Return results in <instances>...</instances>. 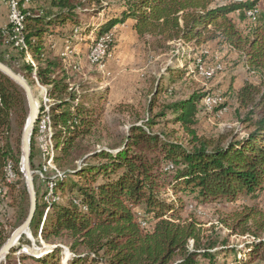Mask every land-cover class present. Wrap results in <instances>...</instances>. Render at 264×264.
<instances>
[{
  "label": "trees",
  "instance_id": "1",
  "mask_svg": "<svg viewBox=\"0 0 264 264\" xmlns=\"http://www.w3.org/2000/svg\"><path fill=\"white\" fill-rule=\"evenodd\" d=\"M17 1L24 14L22 45L13 47L7 40L8 22L0 41L9 43L22 59L26 52L31 55L35 65L22 61L18 73L45 86L53 101L47 113L53 131L49 162L54 170L45 172L54 176L44 180L45 188L52 183V192L35 184L36 209L29 225L36 243L39 238L52 248L38 256L16 257L17 245L6 255V264H215L218 255L232 252L237 258L244 249L239 264H264V211L257 207L244 206L220 221L229 236L251 237L242 249L230 247L227 240L208 238L196 219L183 218L184 197L200 204L234 202L240 196L256 199L264 190V10L257 8V2L120 0L118 15L90 28L76 11L94 0H46L38 8L31 7L34 0ZM254 10L245 30L229 17L237 12L243 21ZM97 12L93 9V14ZM126 19L133 21L138 39L153 50L184 40L196 54L200 46L221 40L241 52L246 72L258 75V82L246 80L236 90L237 110L245 111L240 119L244 135L197 133L205 91L162 103L152 114L158 95L166 91L159 81L147 104L149 116L130 123L118 141L102 145L96 130L104 94H90L82 83L70 87L63 61L53 55L47 40L55 34L50 28L72 25L73 33L93 31V45H100L99 40ZM27 112L23 91L0 72V188H6L11 199L16 221L11 229L25 220L29 203L19 158L7 140L12 117L22 125ZM168 112L172 118L160 125L157 118ZM8 169L15 176L12 181L7 179ZM167 191L176 198L168 199ZM6 238L0 225V246ZM18 242L30 245L24 234Z\"/></svg>",
  "mask_w": 264,
  "mask_h": 264
},
{
  "label": "rangeland",
  "instance_id": "2",
  "mask_svg": "<svg viewBox=\"0 0 264 264\" xmlns=\"http://www.w3.org/2000/svg\"><path fill=\"white\" fill-rule=\"evenodd\" d=\"M0 1L5 7V17L8 22L7 2L5 0ZM29 1L25 2L28 3ZM229 1H256L257 8L264 10V0H216L214 3L223 4ZM16 2L18 3L17 0ZM45 3L46 0H34L31 7L35 6L38 8L44 6ZM27 7L25 6L24 8ZM95 8L99 12L93 14V9ZM120 11V0H94L91 5H86L83 11H76V13L79 19L87 21L90 25L89 27L94 28L105 22L111 15H118ZM249 16L246 13L244 20L240 21L237 12L229 15L238 27L244 30L249 26V19H251ZM72 29V25L50 28L55 34L50 36L47 41L50 44L53 55L61 57L66 75L68 79H71L70 87L82 83L85 85L84 91L89 90L90 94H104V112L100 125L96 130V135L102 145L118 141L126 133L130 123L140 121L149 116L147 104L152 97V88L159 81L166 87V91L158 95L152 114L159 112V105L162 103L169 104L188 97L194 92L203 94L205 91L204 96H210L212 101L205 106L201 103L202 110L197 113V124L195 125L197 133L216 137L219 134L233 131L240 136L244 135L240 119L245 111L237 110L236 90L246 80L253 83L258 82V75L246 72L240 57L241 52L238 50L221 40H214L200 46L196 54L190 53V44L184 40L170 42V46L162 51L153 50L146 45L144 40L138 39L128 19L116 24L110 32L99 40L101 47L93 45L95 44L93 42L95 39L93 31L88 30V32H85L79 30V32L75 31L73 33ZM94 46L98 48V50H96L97 48L95 49V53H98V56L94 55L96 60L92 61L90 53ZM28 54L26 52L22 59L16 51L11 49L9 43L0 41V58H3L6 61V63H3L16 73L20 72L22 61L35 65L31 55ZM8 55H13V57L9 59ZM200 67L208 71L210 69L214 70L213 76L208 79L200 76L198 74ZM25 80L31 86L39 107L38 123L35 124V130L30 136V155L33 151V157L30 158V170L35 192V184L37 183L41 191H49L48 194H50L53 185L52 183H47L48 188H45L44 180L54 176V174H46L47 172H45V169L54 170V164L52 165L51 162H48L51 155L49 143L52 142L53 144V131L51 127L50 140L48 133L39 131V127L42 121L41 114L47 109L49 110V105L53 101L48 98L45 86L40 85L33 78H25ZM74 91L76 93L80 92L76 88H74ZM171 118L172 116L168 112L165 117L157 118V121L162 125L164 119ZM24 126L25 122L19 125L13 116L7 140L12 154L19 158L20 167L22 161L21 139ZM171 127L172 125H167V128ZM7 172V179L14 180V174L9 169ZM23 180L24 184H26L24 175ZM165 196L170 200L176 198L172 191H167ZM46 199L47 201L49 200L48 196ZM183 200L185 201L183 218L196 219L205 236L219 241L227 240L230 247L237 245L238 249H242L244 246L243 242L251 240V237H248V235L229 236V230L222 225L221 219L230 217L244 206H255L257 209L264 211V190L256 199H252L249 196H240L234 202L216 201L200 204L188 197H184ZM15 222L8 190L0 188V225L3 232L7 235L6 240L17 227L11 229ZM25 238L30 241V245L26 243L19 244L18 242L16 246L18 245L19 248L15 252L16 257L21 253L38 256V252L52 248V246L45 244L39 238V243L37 244V239L33 238L30 232L25 235ZM23 248L24 252H20ZM245 251V249L240 251L237 258L232 252H227L226 256L225 254L218 255L215 259V264H239L238 258H243ZM201 262L203 263L204 261L201 260ZM3 263L6 264V258ZM18 264H30V261L18 262ZM252 264L259 263L253 262Z\"/></svg>",
  "mask_w": 264,
  "mask_h": 264
},
{
  "label": "water",
  "instance_id": "3",
  "mask_svg": "<svg viewBox=\"0 0 264 264\" xmlns=\"http://www.w3.org/2000/svg\"><path fill=\"white\" fill-rule=\"evenodd\" d=\"M0 72L10 78L19 88L23 91L27 107L28 114L25 121V126L22 132L21 149H22V161H21V172L24 175L25 186L29 195V208L25 220L17 226L5 243L0 247V264H4L3 260L6 255L16 246L21 235L28 234L29 225L34 216L36 209V192L34 188V182L32 172L30 170V136L35 128V124L38 120L39 107L36 99L33 95V91L29 83L23 76L13 71L9 66L0 61Z\"/></svg>",
  "mask_w": 264,
  "mask_h": 264
},
{
  "label": "bare ground",
  "instance_id": "4",
  "mask_svg": "<svg viewBox=\"0 0 264 264\" xmlns=\"http://www.w3.org/2000/svg\"><path fill=\"white\" fill-rule=\"evenodd\" d=\"M8 2H10L12 7H14V12L16 13V15H19L18 18H16V21L14 24V35H16L17 38H19V40L15 41V45H22V37H21L20 32H21L22 26H23L24 14L18 9L16 0H8ZM254 12H255V10L254 11H248L247 14H249L251 16L254 14ZM97 45H99V44H97ZM94 47L92 48L91 53H90V58L92 61L96 60V57L94 56V54H95V49L97 47H95V48ZM96 50H98V48ZM213 71L214 70H211V69H210V71H208V70H205V68L200 67L198 74L200 76H202L203 78L208 79L211 76H213ZM211 101H212V98L210 96L206 95L202 98L201 103L204 104V106H205V105H209V103H211ZM205 108H207V107H205ZM41 120H40L41 122H40L39 131H43L45 133L47 132L48 136H50L49 138L51 140V130L49 128V116H48L47 111H45L44 113L41 114ZM51 147H52V144L50 142L49 143V152L52 154ZM45 156H47V155H45ZM50 157H51V155H50ZM21 166H22V164H21Z\"/></svg>",
  "mask_w": 264,
  "mask_h": 264
},
{
  "label": "built area",
  "instance_id": "5",
  "mask_svg": "<svg viewBox=\"0 0 264 264\" xmlns=\"http://www.w3.org/2000/svg\"><path fill=\"white\" fill-rule=\"evenodd\" d=\"M7 2V7H8V23L11 25V30L8 33L7 40L12 43L13 47H15V41L19 40L16 35H14V24L16 21V18H18L19 15H16L14 12V7H12L11 3L8 2V0H5ZM5 33V29L3 26H0V35ZM95 56H98V53L94 54ZM43 132V131H42Z\"/></svg>",
  "mask_w": 264,
  "mask_h": 264
},
{
  "label": "crops",
  "instance_id": "6",
  "mask_svg": "<svg viewBox=\"0 0 264 264\" xmlns=\"http://www.w3.org/2000/svg\"><path fill=\"white\" fill-rule=\"evenodd\" d=\"M5 16H6L5 7L3 6V4H1V1H0V26L4 27L7 24V19ZM128 20H130L131 24L133 23V21L131 19H128Z\"/></svg>",
  "mask_w": 264,
  "mask_h": 264
}]
</instances>
